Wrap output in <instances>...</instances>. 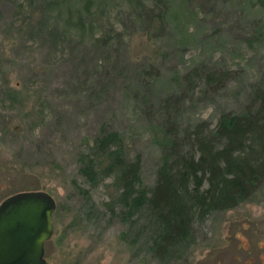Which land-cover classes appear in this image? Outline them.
Returning a JSON list of instances; mask_svg holds the SVG:
<instances>
[{
  "label": "rangeland",
  "instance_id": "obj_1",
  "mask_svg": "<svg viewBox=\"0 0 264 264\" xmlns=\"http://www.w3.org/2000/svg\"><path fill=\"white\" fill-rule=\"evenodd\" d=\"M55 2L0 0V202L25 191L52 197L45 264H157L120 240L126 228L102 208L109 181L89 191L99 220L85 221L77 155L115 132L150 188L166 118L181 136L252 110L264 74V0H95L83 26L78 0ZM63 2L74 5L69 17ZM214 73L222 84L208 86ZM193 234L171 264H264V182Z\"/></svg>",
  "mask_w": 264,
  "mask_h": 264
},
{
  "label": "trees",
  "instance_id": "obj_2",
  "mask_svg": "<svg viewBox=\"0 0 264 264\" xmlns=\"http://www.w3.org/2000/svg\"><path fill=\"white\" fill-rule=\"evenodd\" d=\"M55 1L48 0V6ZM78 1L75 21L83 26V16H89L95 0ZM223 79V74L214 73L206 75L205 82L217 86ZM250 105L252 110L240 114L219 115L213 128L199 123L181 136L166 118L150 188L141 185L139 158H126L119 136L100 133L77 155V174L86 186L80 189L84 203L79 209L85 221L99 220L89 191L109 181L112 193L102 208L126 228L120 240L135 255L157 264L179 261L194 244V225L248 202L264 182V74Z\"/></svg>",
  "mask_w": 264,
  "mask_h": 264
},
{
  "label": "water",
  "instance_id": "obj_3",
  "mask_svg": "<svg viewBox=\"0 0 264 264\" xmlns=\"http://www.w3.org/2000/svg\"><path fill=\"white\" fill-rule=\"evenodd\" d=\"M55 202L42 191L15 193L0 202V264H45Z\"/></svg>",
  "mask_w": 264,
  "mask_h": 264
}]
</instances>
